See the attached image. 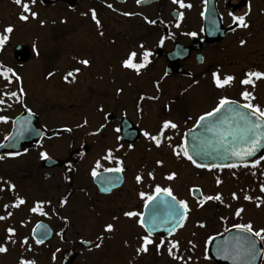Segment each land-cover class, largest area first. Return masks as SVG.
<instances>
[{
  "label": "flooded vegetation",
  "instance_id": "obj_1",
  "mask_svg": "<svg viewBox=\"0 0 264 264\" xmlns=\"http://www.w3.org/2000/svg\"><path fill=\"white\" fill-rule=\"evenodd\" d=\"M5 1L15 2L0 0V6ZM82 1L73 0L72 5L54 3L49 6L63 5L72 12H80ZM126 3L131 6L130 10L124 11L130 13L126 17L131 23L133 21L138 24L137 46L143 45L144 49L151 52L150 62L141 69L139 75L120 64L123 68L121 71L111 67L109 73H91V84L86 87L81 83L79 73L75 74L74 79L70 77L66 81L64 76L67 69L61 73L58 81L60 84L62 78V84L70 86L67 88V91L70 88L69 98L70 95L75 97L66 107L54 102L60 112L57 116L52 115L53 118L51 110L54 105L46 107L42 113L44 110L40 107L30 108L20 104L16 113L9 115L7 110L19 102L11 100L18 99L20 92L18 85L17 88L8 86L7 91H16L17 97H4L5 102L0 104V115L8 117L7 122L0 121V144L10 134L13 120L25 110L35 115V125L40 129L41 137L26 142L19 151H0V156H4L0 160V186L3 187L0 191V216L5 217L0 220V244L7 248L5 253H0V257L5 258L3 264H18L21 257L34 260L35 264H226L209 258L207 253L212 240L209 237L223 234L234 224L254 223L249 217L245 221L233 213L230 215L231 212L224 214L228 197L226 194H232L234 189L230 191V187H227L228 192L211 193L204 186L198 185L197 179L205 174L212 177L215 171L254 168L264 160L237 165L235 168H199L183 156L174 155L173 148L180 145L177 151L183 150L186 132L197 123L201 115L211 111L221 97H227L233 103L243 106L247 101L241 93L248 91L254 97L250 102L264 108V78H253L254 85L241 83L250 71L264 72V0H183L185 5H191L183 8L173 0H148L147 4L124 0L119 4ZM109 4L111 8L107 6ZM117 4L116 0H92L88 7L95 10L96 14L102 6L107 12L116 14L113 6ZM32 6L31 12L37 13L35 5ZM245 13H248L245 19L249 26L238 27L233 22V16ZM24 14L28 15L27 20L19 18V11L13 18L17 21L10 23L0 14V36L8 37L0 45V65L4 67L10 68L5 63L25 66L37 60L34 48L27 46L17 36L22 33L24 26L15 27L20 25L18 23L31 20V23H35L34 27L40 29L42 23L35 21L37 15L32 17L30 12ZM8 26L13 29L10 33L5 32ZM192 32L196 35H188ZM33 36L38 35L33 32ZM241 40L245 41L243 45ZM6 47H9L8 52H5ZM140 52L139 47L137 53ZM52 72L55 73V70ZM213 72H217L221 79L226 75L234 79L229 85L218 88L213 81ZM30 75L25 76L26 82ZM1 83L0 92H3L6 90V81L3 79ZM25 90L26 94L28 89ZM85 91L94 94L95 102L92 106H89L91 97L87 102L83 100ZM124 93H127L125 98ZM141 96L145 98L141 100ZM92 110H96L99 124L92 132H85L83 122L90 116L86 113ZM58 120H67L76 125L63 126ZM165 120L173 121L178 127L166 130L165 134L171 140L165 139L157 147L143 133L148 131L155 135ZM129 145L132 147L129 148ZM109 149L111 158H106ZM10 152L20 154L7 155ZM41 152L47 153V159H41ZM90 154H94L92 165L88 160ZM7 160L17 162L11 165V171L5 167ZM157 160L163 163L158 165ZM117 161L121 162L123 171H108L118 166ZM184 162L193 168L195 182H183L186 171L181 164ZM93 169L96 171L95 176L92 175ZM259 171L256 169L254 173L257 175ZM149 172L153 173L152 177H149ZM170 172L176 173L173 180L166 179ZM138 174L143 177L140 183L135 180ZM213 178L218 188L225 186L224 178ZM217 178L221 180L219 185L216 183ZM4 181L15 187L10 190ZM102 183V189H106L104 192L100 188ZM157 185L171 188L177 200H185L189 207L183 227L171 234L165 231V217L169 214L163 213L162 208L171 198L163 192L157 194ZM260 185L257 182L247 187L244 193H250L251 197L254 193L256 199ZM140 193H145V197H141ZM217 193L222 195V203L210 200L199 206L202 196ZM149 195L154 198L167 195L169 198L159 197L163 200L159 199L157 204L150 206V201L145 202ZM17 197L25 202L12 207ZM229 199L232 205L239 208L232 196ZM65 200L66 203L63 202ZM38 201L43 202V212L30 211ZM190 203L194 204L193 208ZM5 205L9 207L5 208ZM147 205L148 210L145 212ZM127 211L143 213V216L129 218L124 215ZM227 216L231 218L229 221L225 220ZM140 219L144 220L145 227L138 223ZM256 220L259 226L254 227L252 224L253 230L264 228V218L259 213ZM38 223L46 225L47 231L51 232V236L39 244L32 236V230ZM108 223L114 225L111 232L104 231ZM200 224L206 227V232L198 234L197 229L204 228ZM216 225L217 228H214ZM146 227L153 229L151 238L154 243L149 245L147 253L137 255L139 237L146 234ZM8 228L15 229L11 239H8ZM81 232H88V235H80ZM101 236L102 240L99 239ZM25 237L27 244L23 243ZM161 240L165 244L158 252L155 244ZM169 241L179 242L173 255L182 259L169 256ZM260 241L264 252V240ZM96 244L100 247L97 248ZM260 264H264V253Z\"/></svg>",
  "mask_w": 264,
  "mask_h": 264
},
{
  "label": "rangeland",
  "instance_id": "obj_2",
  "mask_svg": "<svg viewBox=\"0 0 264 264\" xmlns=\"http://www.w3.org/2000/svg\"><path fill=\"white\" fill-rule=\"evenodd\" d=\"M22 1L30 2L31 0ZM36 1L37 0H35V2ZM80 4L82 6V9L79 10L80 12H72L71 10L66 9L63 5L46 7L37 1L35 5V9L37 10L35 21L40 23L43 21L41 24L42 26H39L40 29L34 27L35 23H31V20L18 23V25H20L15 27L17 29L24 26L22 33L17 36L20 37L23 42L27 43V46L30 45L31 48H34L37 60L36 62L29 63L25 66L5 63V65H9L10 68L21 77L19 82H16L13 78V83L10 85V88H17L16 85H18L19 88L23 89V96L19 94V97H17L18 99L13 98L11 100L12 102L19 100V102L15 104L14 108H9L7 110L9 115H14L20 104L30 108L34 106L40 107L44 110L42 113L45 112L47 109L46 107L54 105L51 110V118H53V116L59 115L60 112V110L56 108L57 104L54 102H58L66 107V104L68 102L70 103L75 97L70 95L69 98L68 95L70 88L68 91L67 88L70 86L62 84L64 82L62 78L60 79L59 84L58 78L61 73L67 69V71H70L79 68L81 83L86 87H89L91 84V73L98 74L100 71H107L109 73L111 67H117V70L115 71H121L123 69L120 66L121 58H123L130 50L134 49L137 52L139 51V47L137 46L139 40H136L138 34V31H136V28H138L137 23H134L133 21L131 23V20L128 17H123L117 13H109L102 6L96 14L97 19L100 21V26L98 27L91 17L92 9L88 7L92 4V0H84ZM29 7L30 11H33V6H31L30 3ZM130 8L131 6L129 3L122 6V9L125 11L130 10ZM19 11L22 12V7H19V5L13 1L12 3L5 1L4 5L0 6V14H2L5 21L9 23L14 20L17 21L13 18L16 17V14L19 13ZM33 32L38 36H33ZM101 33L103 34L101 35ZM8 51L9 47H6L5 52ZM67 54L68 56H66ZM85 59L89 61L87 66L78 62ZM109 64L111 65L108 66ZM107 66L108 68L106 69ZM54 70L55 73L52 72ZM49 72L53 73V75L46 76V73ZM27 75L30 76L26 82L24 79ZM1 80H3L2 77H0V83ZM3 82L1 84H3ZM25 89H28V92L26 93L27 95L25 94ZM126 95L127 93H124L123 98H125ZM89 97H91L89 106H92L95 102L93 98L94 94L85 91L83 100L87 102L86 100ZM11 101H8V103L14 104ZM86 115L90 116L86 117V120H84L83 127L85 132H92L99 124L98 114L96 113V110L95 112L92 110L90 113H86ZM53 121H56V119ZM58 121L59 124L63 126L74 125L75 127L76 125V123L72 124L67 120ZM85 121H87L86 124ZM88 160L90 165H92L94 154H90ZM15 163L17 164L16 161L7 160L5 167L7 170L11 171L10 167ZM181 166L183 170L186 171V177L183 178V182H195L196 176L193 177L195 172H192L193 168L190 164L184 162ZM256 169L260 170L257 175L254 173ZM215 176H219L222 180L224 178V185L226 187L222 186L221 188H218L215 185V179L213 178ZM197 182L198 185L204 186V188H207L211 193L216 191L228 192L229 189H227V187H230V191L231 189H234L231 192H235L238 197V199H235V202L239 208L243 209L238 219H245V221H247L246 219L249 217L253 219L254 223L252 222V224L256 227L259 226V223L256 220L258 218V213L264 218V193L258 190L257 197H260V200L255 199L254 193H252V200L244 199V192L247 187L254 186L257 182L264 184V161L254 168L242 167L233 170L215 171L212 177L209 174H205L204 176L199 177ZM226 195H228V197L226 199V208L223 212L224 214L231 212L230 215L233 213V215L237 217L235 212L238 208L232 205V202L229 199L231 194ZM248 195L250 196V193ZM257 204L260 206L257 207ZM190 206L193 208L194 204L190 203ZM228 216L225 218L226 221L231 219ZM262 225L264 226V221ZM214 228H217V225L214 226ZM204 232H206V227L197 229L198 234ZM82 234L86 236L88 235V232H81L80 235ZM90 256L91 255H88V257ZM3 260H5V258L0 257V264H3ZM9 264L15 263L11 262ZM85 264L91 263L85 262Z\"/></svg>",
  "mask_w": 264,
  "mask_h": 264
},
{
  "label": "snow or ice",
  "instance_id": "obj_3",
  "mask_svg": "<svg viewBox=\"0 0 264 264\" xmlns=\"http://www.w3.org/2000/svg\"><path fill=\"white\" fill-rule=\"evenodd\" d=\"M35 0H32V3H34ZM174 3H179L180 7H191L190 4L185 5L183 3V0H173ZM15 3L17 5H20L22 7V12L20 15V19L21 20H27L29 17L28 15H25L24 13H29L32 17H35L37 15V13L35 12H31L30 11V7H29V3L27 2H22V0H15ZM137 3H140V0H137ZM109 8L112 7L111 4L107 5ZM203 14V13H202ZM91 15H92V19L96 22L97 26H100V21L97 19L96 16V12L95 10L91 11ZM124 15H130V13H124ZM231 15V13H230ZM248 15V13H245L244 15L241 16H233V22L237 23L238 27H243V28H247L249 25L246 22V16ZM180 16H183V13L180 14ZM41 23H43V21H41ZM150 23H155V21H150ZM179 26V25H177ZM12 27L8 26L5 29L6 33H10L12 32ZM103 33H101L102 35ZM188 35L191 36H195L196 33L192 32V33H188ZM7 36H0V45H2L4 43L5 40H7ZM240 43L243 45L245 43L244 40H241ZM141 49V52L138 54L136 50H130L127 54L126 57L121 61V66L125 69H130L132 71H135L137 73V75L140 74L141 69L147 67V64L150 62L149 61V57L151 56V52L149 50L144 49L143 45L139 46ZM139 58V59H138ZM80 64L87 66L89 61L88 60H80L78 61ZM80 69L76 68L73 70H70L66 73V75L64 76V79L67 81L70 77L71 78H75V74L79 73ZM11 74V75H9ZM53 73L49 72L48 76H52ZM167 75V73L165 74ZM0 77H2L5 81V91L0 92V104L4 103V97H8V98H13V97H17V92L16 91H7L8 86L11 85L13 83V78L15 79L16 82H19L21 80V77L19 75H17L13 69L8 68V67H4L3 65H0ZM213 77V81L216 84V86L218 88H222L226 85H229L234 77L231 75H226L224 76L222 79L220 77V75L217 72H213L212 74ZM245 79H243L241 81L242 84H253L254 85V80L255 79H260V78H264V72H260V71H250L246 74ZM158 88V85H157ZM118 92L120 91L119 89L117 90ZM19 92L22 95L23 94V89L19 88ZM241 95L244 97L245 101H247L243 107L250 109L249 112H236L235 115L237 116V120L235 121V127H234V131H230L227 133L228 137H230V139H224V137L222 136L221 139L223 140L224 145H227V148L225 149V154L226 155H230L233 157H237L241 160L244 159V157L247 156H251L254 154V152L256 151L257 147L260 145L261 143V138L264 137V108H262L259 105H255L253 103H251L250 101L252 99H254V97L252 96V94L248 91H244L241 93ZM145 97L141 96L140 99L143 100ZM149 99H154V97H149ZM230 103H233L232 101H230L227 97H221L218 101V103L216 104V106L209 112H205L203 115H201L198 120L197 123L199 124L200 122L204 121L206 118L208 117H212L214 113H219L221 111V109L224 108L225 105H228ZM8 117L0 115V121L3 122H7ZM87 123V121H85V124ZM229 123H232V121H229ZM211 126H214L212 124V122H210ZM79 127V125H78ZM178 125L176 123H174L171 120H165L162 122L160 129L158 130V132L153 135L151 133H149L148 131H144L143 135L149 139L150 141H152L157 147H159L163 141L165 139L167 140H171V137H167L166 136V130L168 129H175L177 128ZM208 127V126H206ZM101 128H103V125H101ZM66 131H71V129H66ZM99 131V129L97 130ZM132 145H129V148H131ZM180 145H177L175 148H173V153L174 155H176L177 157L183 156L184 158H186L188 161H190L192 164L196 165V167L199 168H224V167H230V168H235L237 167L236 164H219V165H211V164H198L197 161L193 158L192 155L189 154V151L186 147L183 148L182 151H177V148H180ZM26 151V150H25ZM20 153H7V155L9 156H15V155H19ZM41 159H47V153L46 152H41L40 153ZM106 158H111V149L108 150V156ZM4 156H0V160H3ZM261 160H264V157H261ZM156 163L158 165H161L163 163V161L157 160ZM256 163H259V161H256ZM117 167L115 169H109L108 171H115V172H122L123 171V167L121 166V162L117 161ZM97 167H99V162H97ZM92 175L95 176L96 175V171L95 169L92 170ZM149 177L153 176V173L149 172L148 173ZM176 177V173L175 172H170L167 176L166 179L168 180H173ZM143 177L141 175H136L135 180L137 183H140L142 181ZM4 184L8 185V188L11 190L13 189L15 186L12 185L10 182L8 181H4ZM216 183L219 185L221 183V180L219 178H217ZM3 190V187L0 186V191ZM192 191V190H190ZM198 191V190H196ZM260 191L262 193H264V184L260 185ZM155 192L157 194L163 192L166 193L171 200L166 202L167 203V207L169 209V218L173 221L172 223V227L169 229V233L171 234L172 232H174L177 228L183 227L184 221L187 219V214L189 212V207L188 204L185 200H177V198L173 195L172 193V189L171 188H161L159 185L156 186ZM141 197H145V193H140ZM232 199H238L237 194L235 192H233L231 194ZM154 199L153 196L149 195L146 197V203L147 201H152ZM244 199L245 200H252L253 197L245 194L244 195ZM257 200H260V197H256ZM220 201L221 203L222 201V195L220 193H217L215 195H210V196H202V198L199 200V206H202L204 204L205 201ZM25 201L20 198L17 197L16 198V202L12 205V207H18L19 205L23 204ZM64 203H66V200L63 201ZM42 204L43 202H37L35 206H33L30 211L32 212H43L42 209ZM260 205L257 204V207H259ZM5 208L9 207V205H5ZM243 211L242 208H238L235 212V215L239 216L240 213ZM9 216H11V212L8 213ZM124 215L126 217H135V216H143V213H136L134 211H127L124 213ZM5 219V217L0 216V220ZM138 223L142 226L145 227V223L143 219L138 220ZM154 227V226H153ZM200 227H204L203 224H200ZM233 227L240 229L242 231V233H250L252 234V236L254 237H258L260 240H264V228H260L259 230H253V226L251 223H247V224H234ZM114 230V225L112 223H108L104 226V231L105 232H111ZM152 228H145L146 234L139 237V246L136 248V253L137 255L141 254V253H147L149 251V245H152L154 243V241L152 240ZM7 232L9 233V237L8 239H11V235L15 233V229L13 228H8ZM99 239H103V237H99ZM212 238L209 237V240H211ZM240 239L242 240H246L247 241V249L246 251L249 254H254L255 249H256V243L255 240L250 239L247 236H241ZM14 242V241H13ZM42 241L37 239L36 243L39 244ZM24 244H27V237L24 238L23 241ZM191 243V242H189ZM165 244L164 240H161L158 244H155V247L157 249V251L159 252L161 246H163ZM169 247H168V254L169 256H172L173 259H177L180 260L182 259V257L180 256H174L173 255V250L177 249L179 246V242H173V241H169L168 242ZM97 248L100 247L99 244L95 245ZM7 251V248L5 245L0 244V253H5ZM189 259H191V257H189ZM18 264H35L34 260H27L24 257H21Z\"/></svg>",
  "mask_w": 264,
  "mask_h": 264
},
{
  "label": "water",
  "instance_id": "obj_4",
  "mask_svg": "<svg viewBox=\"0 0 264 264\" xmlns=\"http://www.w3.org/2000/svg\"><path fill=\"white\" fill-rule=\"evenodd\" d=\"M48 4L56 2H65L72 4L73 0H43ZM123 2L124 0H117ZM148 0L141 1L140 4H147ZM250 109L235 103L225 105L219 113H214L212 117L206 118L199 124L196 123L185 135V147L189 154L197 161L198 164H246L252 161H258L264 155V137L261 138V143L257 147L253 155L244 157L243 160L225 154L227 145H224L221 137L230 139L227 133L234 131L235 121L237 120L236 112H249ZM232 121V123H229ZM36 117L30 111H23L18 115L12 124L10 134L0 144V151H19L23 144L33 139L41 137V131L35 125ZM210 122L214 126L210 125ZM208 126V127H206ZM122 130V128H121ZM38 134V135H37ZM37 135V136H36ZM96 178L94 182H96ZM105 183V179H103ZM101 191L104 192L103 183L100 185ZM156 196L150 201V206L157 204L159 197ZM165 198H169L168 196ZM161 200V199H160ZM163 200V199H162ZM161 200V201H162ZM168 200V199H167ZM170 201V199L168 200ZM167 201V202H168ZM163 213L169 214L167 203H164ZM149 206V207H150ZM148 210V205L144 211ZM173 221L168 215L165 217V231H169ZM48 227L43 223H38L32 230V236L37 240L45 241L51 236V232L47 231ZM247 236L255 240L256 249L254 254H249L247 249V241L240 239L241 236ZM88 245V244H86ZM208 254L215 261L228 262L229 264H260L263 255V246L257 237L250 233H242L240 229L231 228L220 236L214 237L208 248Z\"/></svg>",
  "mask_w": 264,
  "mask_h": 264
},
{
  "label": "trees",
  "instance_id": "obj_5",
  "mask_svg": "<svg viewBox=\"0 0 264 264\" xmlns=\"http://www.w3.org/2000/svg\"><path fill=\"white\" fill-rule=\"evenodd\" d=\"M114 8L118 9L117 7L113 6Z\"/></svg>",
  "mask_w": 264,
  "mask_h": 264
}]
</instances>
